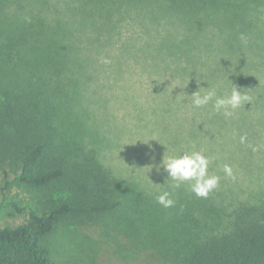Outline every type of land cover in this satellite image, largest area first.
<instances>
[{
	"label": "trees",
	"instance_id": "obj_1",
	"mask_svg": "<svg viewBox=\"0 0 264 264\" xmlns=\"http://www.w3.org/2000/svg\"><path fill=\"white\" fill-rule=\"evenodd\" d=\"M28 1L0 3L13 13L4 14L6 29L0 25V193L7 216L23 218L0 227V264H54L47 239L57 228L85 229L107 215L133 221L124 247L128 264H264V189L240 199L222 185L198 198L181 185L170 191L175 205L162 207L157 194H145L102 162L105 138L83 83L89 70L119 77L124 65H173L130 48L128 39L115 47L120 28L133 20L146 31L149 17L164 24L183 18L178 22L187 33L211 28L220 60L238 64L240 52L251 58L264 51V0ZM188 47L195 50L183 51L205 46ZM181 52L177 65H188ZM121 103L133 106L126 98ZM191 108L206 123L225 126L211 103Z\"/></svg>",
	"mask_w": 264,
	"mask_h": 264
},
{
	"label": "rangeland",
	"instance_id": "obj_2",
	"mask_svg": "<svg viewBox=\"0 0 264 264\" xmlns=\"http://www.w3.org/2000/svg\"><path fill=\"white\" fill-rule=\"evenodd\" d=\"M0 8L1 29H6L4 14L9 5ZM8 13L13 16L11 6ZM181 20L184 19L168 17L163 20L164 24L158 17H149L145 22L149 26L146 31H139V24L132 20L129 26L118 30L120 41L115 45L128 39L130 48H141L149 56L158 55L173 65H139L131 61L134 64L124 65L123 75L119 77L89 70V81L83 83L87 88L85 93L95 104L99 135L102 140L105 138L99 146L102 162L115 175L153 196L173 189L174 182L170 179L164 188L158 187L167 179L162 168L159 173L156 171L164 153L172 156L199 151L211 161L209 174L221 178L218 187L227 185L228 190L236 192L231 196L242 199L248 191L264 189V51L249 58L245 50L240 52L238 64L228 65L220 60L218 37L210 36L215 31L209 28L206 32L197 29L187 33L179 25ZM188 46L205 47L200 54L183 51L195 50L186 49ZM179 51L188 65H177ZM20 66L23 74L26 66ZM26 77L29 82L33 79L31 74ZM232 84L237 90L247 85V89L251 87L254 91L244 93L250 100L242 102L230 117L215 115L225 126L206 123L204 113L191 108L192 100L188 96L199 88H214L218 96H225L231 94ZM100 85L108 104L99 92ZM121 98L128 99L133 106L122 104ZM163 105L170 106L169 115L162 114L159 107ZM226 164L231 167L234 178L224 173ZM182 186L190 190L187 184ZM15 193L12 190L10 195ZM5 203L7 199L0 193V227L20 223L22 217L7 216L9 210ZM129 216L130 212L124 217ZM132 223L107 215L85 229L59 227L47 239L51 259L54 264H128L124 247L129 248L131 244Z\"/></svg>",
	"mask_w": 264,
	"mask_h": 264
},
{
	"label": "clouds",
	"instance_id": "obj_3",
	"mask_svg": "<svg viewBox=\"0 0 264 264\" xmlns=\"http://www.w3.org/2000/svg\"><path fill=\"white\" fill-rule=\"evenodd\" d=\"M240 39L243 43H247V38L243 34H241ZM188 97H191L193 107L201 108L211 103L215 112L219 113L223 110L226 117H230L233 111L241 106L242 102L250 100L249 96L242 94L233 84L230 95L218 96L214 88L207 87L206 89L199 88L198 91ZM243 141L244 138L242 137L241 142ZM210 163V159L199 151L172 156H165L164 153L161 163L156 166V171L159 173L162 168L167 173V179L163 186H156L164 188L170 179L174 182L172 184L173 190L180 188L182 184H187L196 197L207 198L209 193L219 186L221 179L217 175L209 174ZM223 171L226 176L234 178L229 165H224ZM171 197L172 192L164 190L155 196V200L162 207L170 208L176 203Z\"/></svg>",
	"mask_w": 264,
	"mask_h": 264
}]
</instances>
